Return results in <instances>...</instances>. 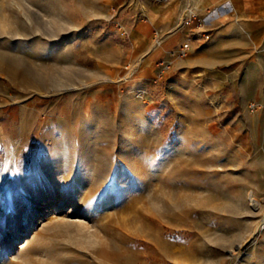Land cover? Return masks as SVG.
Listing matches in <instances>:
<instances>
[{
  "label": "rangeland",
  "instance_id": "374dc122",
  "mask_svg": "<svg viewBox=\"0 0 264 264\" xmlns=\"http://www.w3.org/2000/svg\"><path fill=\"white\" fill-rule=\"evenodd\" d=\"M126 1L0 0V264H264V39L157 80Z\"/></svg>",
  "mask_w": 264,
  "mask_h": 264
},
{
  "label": "crops",
  "instance_id": "0c3cea01",
  "mask_svg": "<svg viewBox=\"0 0 264 264\" xmlns=\"http://www.w3.org/2000/svg\"><path fill=\"white\" fill-rule=\"evenodd\" d=\"M124 9L129 39L139 49L150 50V62H157L188 41V53L193 58L205 55L204 42L211 36L214 40L226 37L228 23L249 22L251 37L264 39V0H172L167 5L160 0H143L141 5H133L128 0ZM197 19L204 21L203 27L197 28ZM203 30L209 32L208 38L201 36ZM160 32L164 39L158 48L152 49L151 40ZM135 74L138 80L142 79L139 73Z\"/></svg>",
  "mask_w": 264,
  "mask_h": 264
},
{
  "label": "built area",
  "instance_id": "2783aa9c",
  "mask_svg": "<svg viewBox=\"0 0 264 264\" xmlns=\"http://www.w3.org/2000/svg\"><path fill=\"white\" fill-rule=\"evenodd\" d=\"M134 4L141 5L143 0H132ZM162 3L167 4L170 3L172 0H160ZM194 18H192L193 20ZM204 26V21L201 19H197V28H201ZM201 36L203 38H208L209 32L208 31H201ZM159 35L155 38L156 40L159 39ZM159 42V41H158ZM190 50V42H185L179 46L176 47V49H173L170 51L168 58L160 60V62L157 64V74L158 79L160 80L163 76V74L167 71H169L174 63V60L178 58H183L188 54Z\"/></svg>",
  "mask_w": 264,
  "mask_h": 264
},
{
  "label": "bare ground",
  "instance_id": "6f19581e",
  "mask_svg": "<svg viewBox=\"0 0 264 264\" xmlns=\"http://www.w3.org/2000/svg\"><path fill=\"white\" fill-rule=\"evenodd\" d=\"M250 199H251V202H252V203H255V199H254V197H253V194L250 195Z\"/></svg>",
  "mask_w": 264,
  "mask_h": 264
}]
</instances>
